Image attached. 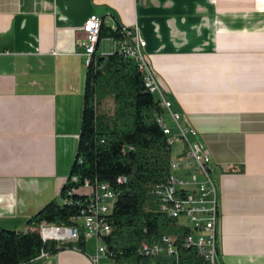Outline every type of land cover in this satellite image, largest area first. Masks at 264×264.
<instances>
[{
  "label": "crops",
  "instance_id": "0c3cea01",
  "mask_svg": "<svg viewBox=\"0 0 264 264\" xmlns=\"http://www.w3.org/2000/svg\"><path fill=\"white\" fill-rule=\"evenodd\" d=\"M91 14L109 28L138 25L179 125L193 128L191 139L210 155L214 264H264V0H0V226L24 230L48 201H62ZM115 49L116 39L99 38V53ZM99 243L86 236L85 251L65 248L31 264H113L105 255L94 262Z\"/></svg>",
  "mask_w": 264,
  "mask_h": 264
},
{
  "label": "trees",
  "instance_id": "16d2710c",
  "mask_svg": "<svg viewBox=\"0 0 264 264\" xmlns=\"http://www.w3.org/2000/svg\"><path fill=\"white\" fill-rule=\"evenodd\" d=\"M118 35L117 30L101 26L99 38L116 39ZM107 99L111 108L106 107ZM161 111L157 98L145 89L135 62L117 49L101 54L96 45L86 67L77 148L60 191L62 201H48L27 219L24 230L0 226V264H31L41 250L52 254L65 248L85 251L83 227L75 240L68 241H44L39 233L42 222L79 225L76 218L85 196L68 190L80 188L85 180L106 181L120 190L108 215L112 229L101 236L115 262L210 264L195 246L185 245L190 228L159 209L154 189L170 174L172 159V146L156 119ZM119 174L127 176L126 183L117 184ZM165 234L175 236V253L138 254L142 242H160Z\"/></svg>",
  "mask_w": 264,
  "mask_h": 264
},
{
  "label": "built area",
  "instance_id": "2783aa9c",
  "mask_svg": "<svg viewBox=\"0 0 264 264\" xmlns=\"http://www.w3.org/2000/svg\"><path fill=\"white\" fill-rule=\"evenodd\" d=\"M103 25V19L97 14L88 16L83 25V32L87 41L85 50L90 54L95 49L99 40V32ZM118 31L116 38V49L126 58L132 59L140 72L145 89L153 94L162 109L157 115V122L166 136L167 143L171 146L175 140L183 143V152L178 158H172L170 162L171 172L165 182L155 186L154 193L158 197L159 209L169 217L176 218L177 222L190 228L185 236L186 246L193 245L197 248L210 264H214L218 258L216 243V223L218 219V206L216 195V183L211 175L209 166L210 155L197 141L191 138L196 135L193 128L180 126L178 121L180 115L172 110L171 101L160 90L155 75L145 56V39L141 36L136 23L132 25H117L112 28ZM87 60V61H88ZM174 122L177 132L174 133L166 116ZM185 149V151H184ZM194 165V169L186 166L187 159ZM77 180L76 177L72 178ZM127 176L119 174L116 176L117 184L126 183ZM80 195L85 196L82 202L80 215L76 220L79 225H55L42 222L39 226V233L42 240L54 239L57 241L75 240L79 235V227H83L85 236H95L100 239L97 246V254L93 258L97 261L99 255L107 256L113 264H123L115 262L113 254L108 252L106 246L101 241V236L108 234L112 227L108 220V215L116 197L119 195V188L112 187L106 181L96 180L90 182L85 180ZM77 192L72 187L68 193ZM69 201V200H65ZM70 202V201H69ZM175 236L165 234L160 242H142L137 252L143 256H155L158 254L175 253ZM48 253L41 250L39 256H46Z\"/></svg>",
  "mask_w": 264,
  "mask_h": 264
},
{
  "label": "rangeland",
  "instance_id": "374dc122",
  "mask_svg": "<svg viewBox=\"0 0 264 264\" xmlns=\"http://www.w3.org/2000/svg\"><path fill=\"white\" fill-rule=\"evenodd\" d=\"M112 106V103H111V100L110 99H107L106 101V107L108 108H111ZM167 120L169 121V123L171 124V119L169 118V116H166ZM185 151V149H184ZM183 152V143L181 140H175L173 142V145H172V157L173 158H178L180 156V153ZM92 243V239H90V244Z\"/></svg>",
  "mask_w": 264,
  "mask_h": 264
}]
</instances>
